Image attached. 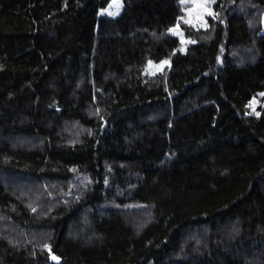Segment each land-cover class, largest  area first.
<instances>
[{"label": "trees", "instance_id": "1", "mask_svg": "<svg viewBox=\"0 0 264 264\" xmlns=\"http://www.w3.org/2000/svg\"><path fill=\"white\" fill-rule=\"evenodd\" d=\"M123 1L0 0V264H264V0Z\"/></svg>", "mask_w": 264, "mask_h": 264}, {"label": "rangeland", "instance_id": "2", "mask_svg": "<svg viewBox=\"0 0 264 264\" xmlns=\"http://www.w3.org/2000/svg\"><path fill=\"white\" fill-rule=\"evenodd\" d=\"M207 3V10L196 8L197 4ZM217 0H185V15L182 18V23L192 26L196 29H207L209 25V19L214 17L215 15V4ZM119 7H116V5ZM124 10V1L123 0H112L108 8L102 11L103 15H107L109 17L117 18L122 15ZM210 13V14H209ZM186 21H190L186 22ZM173 35L178 37L184 49H186L190 44L191 41L188 40L185 36V33L181 26L176 27L172 30ZM168 66V63H161L155 64L151 63L147 68L148 75H155L158 73H162L165 68ZM264 95H259L256 99H254L250 104V113L253 115H260L264 110L261 112V106L263 105Z\"/></svg>", "mask_w": 264, "mask_h": 264}, {"label": "snow or ice", "instance_id": "3", "mask_svg": "<svg viewBox=\"0 0 264 264\" xmlns=\"http://www.w3.org/2000/svg\"><path fill=\"white\" fill-rule=\"evenodd\" d=\"M116 7H119V5L117 4ZM196 8H201V9L207 10V3L205 2V3L197 4ZM186 22L190 23V21H186ZM54 259H55V257H54Z\"/></svg>", "mask_w": 264, "mask_h": 264}, {"label": "water", "instance_id": "4", "mask_svg": "<svg viewBox=\"0 0 264 264\" xmlns=\"http://www.w3.org/2000/svg\"><path fill=\"white\" fill-rule=\"evenodd\" d=\"M54 257H55V259H54ZM52 261L55 262V263L60 264L62 259L60 257L56 256V255H53L52 256Z\"/></svg>", "mask_w": 264, "mask_h": 264}]
</instances>
